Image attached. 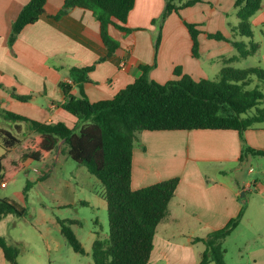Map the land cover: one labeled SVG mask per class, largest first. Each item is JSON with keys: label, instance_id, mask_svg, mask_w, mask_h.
Masks as SVG:
<instances>
[{"label": "crops", "instance_id": "crops-1", "mask_svg": "<svg viewBox=\"0 0 264 264\" xmlns=\"http://www.w3.org/2000/svg\"><path fill=\"white\" fill-rule=\"evenodd\" d=\"M29 1L0 0L2 106L42 123L61 122L74 129L79 124L78 119L59 105L64 102L60 84L72 83L71 69L90 67L106 55L100 23L90 10L82 8H74L68 15L54 20L51 17L62 10L64 0H48L44 17L26 26L10 45L8 39L12 24ZM206 3L187 8L185 14L193 21H199L196 12L204 14ZM234 3L235 0H214L212 11L216 31L226 32L220 25L226 21V14L229 15L228 19L232 16L239 23ZM164 8V0H136L126 24L133 31L127 35L113 25L109 27L110 35L120 42V50L111 59L97 64L89 74L91 82L84 85V91L91 102L112 99L140 76L141 64L152 65L155 59L157 66L149 77L158 83L164 84L174 79L177 67L181 68L182 74L190 75L195 80L207 79L200 67L205 52L200 44V58L192 56L193 44L189 33L188 36L186 33L184 35V47H177L173 51L163 47L164 50H158L155 56V39L159 31L153 25V20L161 16ZM175 16L177 14H171L164 23L176 20L173 19ZM254 23H259L264 29V0L262 8L254 16ZM201 30L204 32L202 27ZM233 34L237 36L234 30ZM202 36L204 38L205 33L200 35L199 40ZM254 56L264 64V52L260 47ZM72 93L80 96V89L74 86ZM14 95L30 97V100L22 102L15 99ZM7 126L13 129L14 125L7 123ZM27 130L23 126L22 134ZM244 137L249 147L264 151L263 126L247 130ZM243 146L239 133L233 130L143 131L137 134L133 151L132 188L140 189L174 177L180 179L168 215L157 227L149 264H199L207 251V245L195 242L196 238L206 239L212 232L223 229L238 217L242 209H245L243 219L234 232L243 222H247L243 198L251 192L253 186L257 192L264 193V184L240 181L233 178L229 170L239 171L243 164L249 163L251 156H264L248 154L241 160ZM21 152L14 149L10 156L18 158ZM4 153L5 150L0 149V158ZM68 158V147L61 141L59 148L43 163L35 165L33 161L26 162L24 170L14 181L17 182L21 176L33 181L31 175L34 173L39 174L42 183H45L49 179L48 175L62 167ZM74 175L73 179L63 178L55 183L54 193L51 194L56 202L55 211L62 215L77 205L93 213L107 211L105 190L101 182L85 166L79 165ZM73 181H76L78 188ZM242 193L245 195L241 196ZM0 197L12 200L11 194ZM26 219L27 214L24 217L9 215L0 221V235L10 245L20 248L18 264H46L31 239L41 243L49 258L75 252L63 236L59 220H74V225H78L81 218L50 217L41 210L35 222H21ZM96 219L93 222L98 224L99 218ZM74 232L82 243L79 234ZM98 234L92 231L83 238L85 242L82 245L89 260H92L95 240L108 237V234L104 237ZM248 261L250 264H264V247L248 252ZM0 264H9L1 248Z\"/></svg>", "mask_w": 264, "mask_h": 264}, {"label": "trees", "instance_id": "trees-1", "mask_svg": "<svg viewBox=\"0 0 264 264\" xmlns=\"http://www.w3.org/2000/svg\"><path fill=\"white\" fill-rule=\"evenodd\" d=\"M48 0H30L12 24L9 44L12 45L22 30L38 22L45 15ZM165 8L153 25L158 27L155 41V56L159 50L161 30L171 14L180 12L205 0H164ZM136 0H64L62 10L51 17L54 20L69 14L74 8L90 10L100 23L101 37L106 46V55L94 65L73 68L71 84L61 83L64 102L62 109L78 119V126L69 128L64 123L47 124L6 110L0 100V118L13 129L0 127V146L5 150L0 158V182L12 183L24 170L26 162L43 163L64 141L68 155L77 164L85 166L103 185L107 203L109 233L106 239L98 237L92 247L94 264H149L154 250V238L158 225L168 215L169 205L180 182L179 177L170 178L140 189L132 188L133 151L137 134L143 131H191L233 130L240 135L244 146L242 158L248 154L264 156L246 144L244 133L264 123V92L256 84L264 81L261 67L234 70L224 67L214 80H195L182 74L177 67L174 74L179 80L161 84L150 79V72L157 66L141 64L140 76L134 83L119 91L112 99L91 102L84 85L91 82L89 74L97 64L114 57L120 50V42L109 33L113 25L125 34L133 30L126 27L128 17ZM263 0H235L241 37L253 39L251 19L262 8ZM161 23V25L159 24ZM184 24L192 39V56L200 58V35L204 32L199 24ZM236 35L238 33L236 32ZM209 39L226 40L222 33L207 34ZM240 55L230 62L246 59L258 51V45L250 41L246 49L243 41L233 42ZM80 89V96L72 93L73 87ZM28 102L30 97L14 95ZM27 132L22 134V127ZM21 151L18 158L11 152ZM27 185L26 188H28ZM245 209L223 229L212 232L208 238H196L195 242L207 245L199 264H226L223 241L237 229ZM26 208L19 203L0 197V221L9 215L24 217ZM62 234L72 249L80 255L86 251L71 228L74 220H59ZM99 235V234H98ZM0 248L9 264H18L20 248L10 245L0 235Z\"/></svg>", "mask_w": 264, "mask_h": 264}, {"label": "rangeland", "instance_id": "rangeland-1", "mask_svg": "<svg viewBox=\"0 0 264 264\" xmlns=\"http://www.w3.org/2000/svg\"><path fill=\"white\" fill-rule=\"evenodd\" d=\"M205 2L207 3L203 9L204 14L196 12V16L199 18V21H193L191 17L185 14V12L188 11L187 8H185L183 9L185 10L183 13L180 12V15H177L178 17L175 16V18H173L176 20H171L169 24H163L165 27L161 30V41L159 44V50H161V52L164 50L163 47H166L171 51L177 47H184V35L186 33L188 36L189 33L187 32L188 30L184 21L199 24V28H203L206 36L207 34H216L219 32L214 29V22H216L214 19V12L212 11L214 9V0H205ZM228 17L229 15L226 14V21L220 23L221 28L226 31L221 32L226 40L209 39L206 36H204V38L202 36L200 39L201 48L205 52L200 62V67L203 69L205 77L208 80L216 81L215 79L219 75V72L226 66L233 68L234 70H245L253 67H262L264 69V64L258 62V57H255L254 55L249 56L246 59L230 62L227 65L225 64V60H229L234 58V56L237 57L240 55L239 51L233 46V42L243 41L246 45V49H250V41L253 40V42L258 45V49L260 47L264 52V29L259 23H254V17L251 19L253 39H248L244 36L241 37L240 31L237 29V22L232 16L229 19ZM159 24L161 25V23ZM233 27L236 28L234 29ZM232 29L238 33L237 36L233 34ZM157 38L158 34L156 35L155 41ZM163 44L165 46H163ZM172 80H179V77L175 75V78ZM255 82L264 92V81H258L256 79ZM7 123L8 122L0 118L1 128L10 129V127L7 126ZM257 126L264 127V123ZM0 149L2 148L0 147ZM35 165H37V163ZM78 166L79 164L71 160V158H68L67 162H65L62 167L48 175L49 179H47L45 183H42V180L39 178V174L32 173L31 178L34 179L33 181L32 179H26L21 176L17 182L13 181L12 183H7V189L0 187V196L5 197L6 194H11L13 201L26 208L27 219L21 220L22 223H27V221L35 222L39 216V212L42 210L50 217L54 215L57 218H81L80 223L78 225H71V228L79 234L82 239V243L85 242V239H83L85 238L84 236L92 231H97L101 237H104L109 233L107 211H100L99 214L93 213L90 209L84 208L80 205L64 211L62 215L55 211L56 202L51 195L54 193L55 183L63 178L73 179ZM203 167L205 168V166ZM229 174L233 176V178H237L240 181L248 183L258 181L264 184V157L251 156L249 163L243 164L239 171L237 169L229 170ZM73 183L75 187L78 188L76 181H73ZM79 183L80 181H78V185ZM27 185H29L28 188H26ZM243 200L246 203V217L248 220L247 222H243L239 229L236 232L233 231L227 238L224 244V248L226 250L224 261L226 264H250L248 261V252L253 249L264 247V193L257 192L253 186L251 188V192H248ZM96 218H99L98 224L93 222L97 220ZM31 240L39 249L38 252L40 257L43 259V263L94 264L92 260L87 258L86 255H80L75 252L63 254L62 257L52 256L49 258L44 253L41 243L39 241L35 242L34 239ZM241 255H243V257H240ZM49 259L51 260L48 261Z\"/></svg>", "mask_w": 264, "mask_h": 264}, {"label": "built area", "instance_id": "built-area-1", "mask_svg": "<svg viewBox=\"0 0 264 264\" xmlns=\"http://www.w3.org/2000/svg\"><path fill=\"white\" fill-rule=\"evenodd\" d=\"M36 171H37V173H39V171H38V170H36ZM0 185H1V187H2V188H4V187H6V186H7V182H2Z\"/></svg>", "mask_w": 264, "mask_h": 264}, {"label": "water", "instance_id": "water-1", "mask_svg": "<svg viewBox=\"0 0 264 264\" xmlns=\"http://www.w3.org/2000/svg\"><path fill=\"white\" fill-rule=\"evenodd\" d=\"M244 195H245V193H242V194H241V196H244Z\"/></svg>", "mask_w": 264, "mask_h": 264}]
</instances>
